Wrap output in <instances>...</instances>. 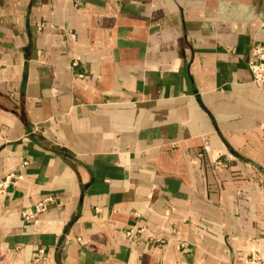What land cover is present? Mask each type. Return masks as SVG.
Listing matches in <instances>:
<instances>
[{
	"label": "crops",
	"instance_id": "1",
	"mask_svg": "<svg viewBox=\"0 0 264 264\" xmlns=\"http://www.w3.org/2000/svg\"><path fill=\"white\" fill-rule=\"evenodd\" d=\"M263 17L264 0H0V264L264 259Z\"/></svg>",
	"mask_w": 264,
	"mask_h": 264
},
{
	"label": "built area",
	"instance_id": "2",
	"mask_svg": "<svg viewBox=\"0 0 264 264\" xmlns=\"http://www.w3.org/2000/svg\"><path fill=\"white\" fill-rule=\"evenodd\" d=\"M260 26L264 27V17L260 21ZM247 65L251 73L253 82L256 85L264 84V49L261 47L255 48L252 51V57L248 60ZM262 134L264 137V127L262 129ZM205 151L206 152L209 151L208 147H205ZM214 162L217 166H221L222 164L218 158H215ZM16 178H17L16 175H14L13 173H9L0 181V195L1 196H5L8 193L11 185L16 180ZM52 202H53L52 197H48L44 199L35 207L33 211L31 210L23 211L21 214L22 218L25 220L34 219V217L38 213L44 212L47 209V206ZM77 240L80 241L79 238ZM43 256H45L44 251L42 250L39 251L38 257L35 262L37 264H42L40 263V259H42ZM249 260L252 264H264V259H262L260 255L258 254H252Z\"/></svg>",
	"mask_w": 264,
	"mask_h": 264
}]
</instances>
